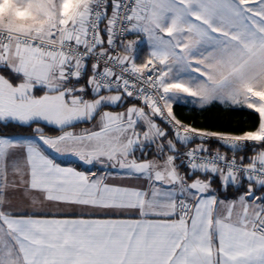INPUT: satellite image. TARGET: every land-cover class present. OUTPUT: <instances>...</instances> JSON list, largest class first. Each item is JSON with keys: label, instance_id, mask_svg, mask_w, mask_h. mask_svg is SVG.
Returning a JSON list of instances; mask_svg holds the SVG:
<instances>
[{"label": "snow or ice", "instance_id": "obj_1", "mask_svg": "<svg viewBox=\"0 0 264 264\" xmlns=\"http://www.w3.org/2000/svg\"><path fill=\"white\" fill-rule=\"evenodd\" d=\"M140 33L150 51L137 64L140 41L124 40ZM0 71L10 74H0V122L37 125L31 137L0 136V206L8 150L21 148L26 191L104 217L34 218L0 207V264H264V150L236 159L248 146L264 149V0H0ZM125 97L136 101L126 112H100ZM189 98L201 108L246 107L258 124L240 134L196 129L173 112ZM97 115L94 129L68 130ZM41 123L61 134L45 135ZM194 140L181 175L177 144ZM210 140L232 157L210 153ZM150 145L172 154L138 161L135 152ZM45 149L143 177L151 191L61 167ZM214 181L223 192L247 187L221 199Z\"/></svg>", "mask_w": 264, "mask_h": 264}, {"label": "crops", "instance_id": "obj_2", "mask_svg": "<svg viewBox=\"0 0 264 264\" xmlns=\"http://www.w3.org/2000/svg\"><path fill=\"white\" fill-rule=\"evenodd\" d=\"M129 39L130 38L128 37L124 42L127 43ZM91 63H93V61L89 60L88 61L89 68H90ZM0 74L10 76V74L7 72L0 71ZM88 75H91L90 71L86 74L85 77H83V79L81 80V84L86 83ZM105 93H108V92H105ZM86 98L91 99L94 97L89 93L86 96ZM125 98H126V101L124 102L123 105L105 106L100 109V112H103V111H110L113 113L126 112L127 108L131 106L134 102H131V98H127V97ZM98 120H99V115H97L96 119H94L91 122H78L75 124L73 128L68 129V130L74 131L76 133H79L84 129L92 130L97 126ZM156 123L161 128L167 130L168 127L164 123H162L161 120L157 119ZM39 126L42 127L43 130L45 129L43 123H41ZM36 127L37 125L35 124L34 129ZM142 129H143V125H141V131ZM32 135L33 134H17V135H0V136L25 138V137H31ZM169 138L171 139L172 136L170 135ZM198 144L199 143H196L195 146H197ZM204 146L211 152H216L217 150H219L216 147H211L207 143ZM138 151L141 153L139 149L135 152V158L138 161L153 160V161H159L160 163H163V159H166L167 155L172 154V153L167 152L166 150L165 153L163 154V157H161V155L158 154L157 152L156 145H150L146 147L144 150V153L141 156H138ZM45 152L47 155L50 156V158L54 159L55 162L59 164L61 167H73V168H76L78 171L95 172L98 177L99 176L105 177V182L110 185H118V186H123V187L142 189V190L149 191V192L151 191L150 182L147 179L143 177H140V178L128 177L125 174H123L119 170V168H111V167L101 168L100 165H95V166L84 165L75 156L57 154L50 149H45ZM178 153L180 156L179 149H178ZM256 153L257 152H253L250 154L238 153V159H240L242 156L252 157ZM175 163L178 167V172L181 175H187V172H182V170L180 169L179 158L175 161ZM7 164H8V168H7V182L8 183H7V187L3 189V201L4 202H3V205L0 206L2 207V210L11 212L12 214L17 215V216L28 215V216H33L34 218H46L49 216H55V217L83 216L85 218H88V217H91L94 212L96 216H100L101 218H104L100 211L93 210L90 208H85V207L78 206V205L57 204L56 202L46 200L44 198V194L39 191H26V185L20 183L21 179L26 180L28 178L26 175L27 168H26L25 152L23 149L21 148L9 149L8 154H7ZM13 165H18L21 171L17 172L14 169ZM199 178L206 179V177H203V176H200ZM212 189L216 190V195L220 197L221 199L227 197L223 194H220L219 191L217 190V187L213 183H212ZM227 198L231 200L236 197H227ZM114 218L136 219L139 217L135 213L129 214L125 212L124 215L121 216V214L117 212Z\"/></svg>", "mask_w": 264, "mask_h": 264}, {"label": "trees", "instance_id": "obj_3", "mask_svg": "<svg viewBox=\"0 0 264 264\" xmlns=\"http://www.w3.org/2000/svg\"><path fill=\"white\" fill-rule=\"evenodd\" d=\"M111 11V9H109ZM142 54L137 59L138 61H144L147 57V47H142ZM141 63V62H140ZM131 102L136 103L133 99ZM173 112L178 119L187 123L195 128L209 131H217L228 134H240L245 130H251L258 124V115L254 114L251 110L244 108H237L233 106H224L221 103L214 102L203 108L196 105H190L187 103L174 104ZM35 124L29 126H18L14 122H0V135H17V134H33ZM44 134L49 136H56L61 132L54 127L44 125ZM191 143L189 145H194ZM211 147H216L219 150H224L217 141L210 140L207 142ZM179 152L184 148L183 145L177 144ZM264 149H260L258 146L253 148L248 146L239 153L250 154L258 152ZM182 172H187L185 167L180 166ZM213 184L217 187L220 194L227 197H237L247 187L246 183L237 192L235 187L229 188L227 192H223L219 188L218 181H214Z\"/></svg>", "mask_w": 264, "mask_h": 264}, {"label": "built area", "instance_id": "obj_4", "mask_svg": "<svg viewBox=\"0 0 264 264\" xmlns=\"http://www.w3.org/2000/svg\"><path fill=\"white\" fill-rule=\"evenodd\" d=\"M109 15H111V11H109ZM106 25V21H104V23H102L101 25H100V27L101 28H103L104 26ZM129 37V35H127L126 36V38H125V40L127 39ZM104 39H105V41H106V39H107V36H106V34L104 35ZM124 40V41H125ZM105 47H107V45L105 44ZM119 54L120 55H124V52H119ZM94 62V61H93ZM136 63H137V61H136ZM138 64V63H137ZM86 76V75H85ZM84 76V77H85ZM184 123V122H183ZM184 124H186V125H189V124H187V123H184ZM166 125V124H165ZM167 126V125H166ZM168 127V126H167ZM193 127V126H192ZM195 128V127H194ZM196 129H198V128H196ZM202 130V129H201ZM192 143H200V141L199 140H194ZM219 143V142H218ZM220 144V143H219ZM221 145V144H220ZM184 146V145H183ZM196 146H195V144L194 145H187L186 147L184 146V148L181 150V152H180V156H179V164H180V166H182L183 165V162L186 160V157L183 155V153H185V152H187L188 150H190L191 148H195ZM210 153H212V154H215L216 152H211V151H209ZM221 154H227L228 156H229V158H231L232 157V153L230 152V151H228L226 148H224V151H221L220 152ZM238 153L239 152H237L236 153V159H237V161H239L240 159H238ZM247 163V161H245V164ZM183 167V166H182Z\"/></svg>", "mask_w": 264, "mask_h": 264}, {"label": "rangeland", "instance_id": "obj_5", "mask_svg": "<svg viewBox=\"0 0 264 264\" xmlns=\"http://www.w3.org/2000/svg\"><path fill=\"white\" fill-rule=\"evenodd\" d=\"M129 41H131V40H138V41H140V44H139V48L140 49H142V47L145 45L146 47H147V57H146V59L148 58V53H149V51H150V47H149V42H148V36L146 35V34H144V33H140L139 35H129ZM126 53H124V55H125ZM146 59H144V61L146 60ZM137 61V63L138 64H142L144 61H138V60H136ZM141 62V63H140ZM113 94H115V93H105L104 95H113ZM91 99H93V98H91ZM191 100H192V98H189V100H188V102H186V103H188V104H190V105H196V104H193L192 102H191ZM125 101H126V98H125ZM124 101V102H125ZM124 102H122V103H120L119 105H123L124 104ZM219 103V102H218ZM224 105V104H223ZM196 106H199V105H196ZM224 106H231V105H224ZM160 120V119H159ZM162 122V121H161ZM163 123V122H162ZM165 124V123H164ZM161 125V124H160ZM222 151H224V150H222ZM219 152H221V150H219ZM142 155V153H140L139 151H138V156H141ZM247 186V185H246ZM240 195V194H239ZM238 195V196H239ZM237 196V197H238Z\"/></svg>", "mask_w": 264, "mask_h": 264}]
</instances>
